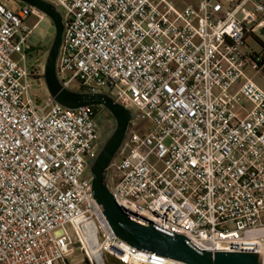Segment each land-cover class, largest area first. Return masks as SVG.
<instances>
[{"label":"built area","instance_id":"2783aa9c","mask_svg":"<svg viewBox=\"0 0 264 264\" xmlns=\"http://www.w3.org/2000/svg\"><path fill=\"white\" fill-rule=\"evenodd\" d=\"M51 1L66 23L64 85L134 112L109 167L119 206L200 250L261 253L264 89L246 68L261 72L264 52L246 38L264 28V0ZM33 14L0 0V264H70L78 240L83 264H188L115 234L92 190L98 107L30 92L44 82L28 62Z\"/></svg>","mask_w":264,"mask_h":264},{"label":"water","instance_id":"95a60500","mask_svg":"<svg viewBox=\"0 0 264 264\" xmlns=\"http://www.w3.org/2000/svg\"><path fill=\"white\" fill-rule=\"evenodd\" d=\"M18 1L48 16L55 27V36L49 47L42 74L49 96L67 109L102 106L116 120V125L90 164L94 197L104 210L115 234L138 249L155 252L188 264H263L260 253L256 251L200 250L191 244L185 235L160 229L153 222L141 220L119 206L108 181L109 167L127 136L134 112L117 101L110 92L79 90L65 86L58 69L66 29L62 9L51 0Z\"/></svg>","mask_w":264,"mask_h":264},{"label":"rangeland","instance_id":"374dc122","mask_svg":"<svg viewBox=\"0 0 264 264\" xmlns=\"http://www.w3.org/2000/svg\"><path fill=\"white\" fill-rule=\"evenodd\" d=\"M9 4L14 8L18 5L20 1L18 0H8ZM30 26H33V32L28 40V44L31 47V51L28 55V62L32 65H35L38 69V72L44 70L45 60L48 54L49 47L55 36V27L51 19L43 14H33L28 19ZM18 58V55H15ZM250 71L248 68L247 72ZM62 76L65 77V74ZM30 92L34 99H38L40 105H44L48 99V91L44 82H39L36 79L31 81ZM99 110V148L104 142V140L109 135L110 131L116 125L115 118L111 113L103 108L102 106L98 107ZM111 179V178H110ZM108 178V181L110 180ZM111 185V182H110ZM71 229V226L68 225ZM74 248L70 251L68 260L70 264H83V260L87 257L86 251L81 246L80 240H78L74 245Z\"/></svg>","mask_w":264,"mask_h":264},{"label":"crops","instance_id":"0c3cea01","mask_svg":"<svg viewBox=\"0 0 264 264\" xmlns=\"http://www.w3.org/2000/svg\"><path fill=\"white\" fill-rule=\"evenodd\" d=\"M187 3L195 4L196 0H184L181 5H185ZM245 7L248 9H253L254 4L253 2H247L245 3ZM241 16V13L239 14ZM261 41L264 42V28L261 26H256L252 31H250L246 38V47L248 51H255V52H263V46L261 45ZM248 68H250V71L247 72ZM247 75L251 78H253L263 89H264V65L261 72L257 73L255 72L250 66H247L246 68ZM237 86L233 88V90L237 89ZM246 106L250 107L251 103L246 102Z\"/></svg>","mask_w":264,"mask_h":264},{"label":"bare ground","instance_id":"6f19581e","mask_svg":"<svg viewBox=\"0 0 264 264\" xmlns=\"http://www.w3.org/2000/svg\"><path fill=\"white\" fill-rule=\"evenodd\" d=\"M260 255H261L262 263L264 264V250L261 251Z\"/></svg>","mask_w":264,"mask_h":264},{"label":"trees","instance_id":"16d2710c","mask_svg":"<svg viewBox=\"0 0 264 264\" xmlns=\"http://www.w3.org/2000/svg\"><path fill=\"white\" fill-rule=\"evenodd\" d=\"M261 45L263 46V49H264V42L263 41H261ZM31 51H29V53H30ZM263 52H264V50H263ZM96 107H99V106H96ZM86 264H88V263H86Z\"/></svg>","mask_w":264,"mask_h":264}]
</instances>
